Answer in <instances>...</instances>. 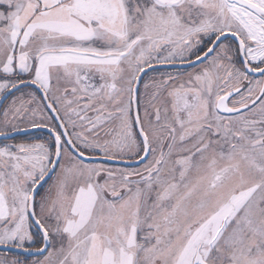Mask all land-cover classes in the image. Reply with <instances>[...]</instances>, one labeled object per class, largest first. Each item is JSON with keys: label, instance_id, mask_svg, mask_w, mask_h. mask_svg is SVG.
Returning a JSON list of instances; mask_svg holds the SVG:
<instances>
[{"label": "snow or ice", "instance_id": "1", "mask_svg": "<svg viewBox=\"0 0 264 264\" xmlns=\"http://www.w3.org/2000/svg\"><path fill=\"white\" fill-rule=\"evenodd\" d=\"M0 264H264V0H0Z\"/></svg>", "mask_w": 264, "mask_h": 264}]
</instances>
